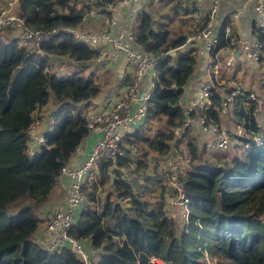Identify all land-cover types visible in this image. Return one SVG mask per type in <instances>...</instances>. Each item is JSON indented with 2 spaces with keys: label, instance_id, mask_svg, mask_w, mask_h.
Instances as JSON below:
<instances>
[{
  "label": "trees",
  "instance_id": "16d2710c",
  "mask_svg": "<svg viewBox=\"0 0 264 264\" xmlns=\"http://www.w3.org/2000/svg\"><path fill=\"white\" fill-rule=\"evenodd\" d=\"M116 1L20 0L18 13L30 28H76L84 24L85 13L108 12V3ZM200 12L199 0H157L138 14L137 43L159 57L160 77L146 124L128 135L125 154L116 164L101 165L80 222L70 232L98 252L93 264H147L150 256L162 264H208L209 257L215 264H264V143L209 151L206 140L200 145L198 133H203L197 127L191 130L193 161L184 173L189 218L182 234L168 188L151 171L174 153L175 131L186 118L185 100L191 86L202 83L196 80L206 77L197 46L183 48L187 36L206 23L205 18L195 24ZM218 23L216 50L236 35L224 34L225 25L232 23L230 15ZM256 38L264 40L261 28L256 27ZM44 51L46 58H39L11 31H0V264H83L68 247L52 250L39 242L45 225L41 212L51 202L62 168L71 165L90 133V110L79 106L94 105L106 83L94 70L85 74L100 52L69 32L44 45ZM55 57L75 68L66 74L53 72L49 60ZM237 58L240 70L246 57ZM221 60L226 64L223 56ZM248 72L256 74L254 68ZM262 79L258 88L256 79L250 81L255 86L250 88L264 89ZM232 89L215 81L209 122H219L229 132L241 124L258 129L253 105H238L235 118L226 117L222 103ZM51 102L59 108L43 134L44 143L31 155L28 130L37 108Z\"/></svg>",
  "mask_w": 264,
  "mask_h": 264
},
{
  "label": "built area",
  "instance_id": "2783aa9c",
  "mask_svg": "<svg viewBox=\"0 0 264 264\" xmlns=\"http://www.w3.org/2000/svg\"><path fill=\"white\" fill-rule=\"evenodd\" d=\"M96 1L85 0V3L95 4ZM248 1L256 2L257 27L264 32V0ZM137 2L138 0H117L108 3V12H103L105 14L115 9L119 3L129 6L130 17L124 25L119 26L110 16L107 27H87L83 24L76 28L63 26L50 30L26 26L24 19L18 13L20 0H1L0 2V31H11L12 36L17 38L29 53L39 58H46L44 45L58 40L69 32L78 42L100 52L95 57L94 63L112 65L119 62L122 57H126L132 66L131 81L119 89L115 98H107L99 109L87 112L86 119L90 130L88 136L97 134L96 144L79 164L65 165L62 168L56 183L62 178L65 179L66 199L63 203L51 206L46 211L48 218L46 217L44 235L39 239V242L52 250L68 247L83 264H93V261L96 262L99 258L97 251L88 248L70 233L80 222L79 214L87 204L88 188L98 182L100 168L105 161L116 164L125 154L124 142L128 135L140 130L146 124L149 104L160 77L159 57L137 43V17L140 12V8L136 7ZM220 8L221 0H211L206 12V23L188 35L183 45V48H187L192 44L196 46L199 44L197 54L200 58L204 57L206 61L204 66L206 77L202 83L191 90L192 92L188 93L185 100L186 118L183 125L175 131L177 141L173 157H167L161 164L151 168L153 174L168 188L173 207L184 211L183 224H186L189 218V198L185 189L184 173L193 161V152L188 144L191 130L197 127L205 135L209 151L226 150L233 146L236 148L238 145L244 149H251L255 144L264 143V107L262 106L264 93L244 86L242 88L230 80L227 83L228 81H222L215 74V69L218 72L217 68L221 67L223 62L222 56L228 65L236 64L239 56L237 51H239L254 65L255 72L262 76L264 74V40L259 38L249 40L242 37L239 19L244 6H241L238 10H233L230 14L232 23L224 27L226 36L232 32L236 35L231 36L227 47L216 50L221 40L218 29ZM98 13L102 12L92 9L85 13L84 22L88 20L89 15H98ZM215 81L233 88L225 93L222 110L228 111L231 106L236 108L238 105H253L258 129L241 124L234 131L229 132L221 123L209 122V110L213 106L211 89ZM260 106L263 109H260ZM39 116L41 117V108H37L35 121L28 130L31 137L29 146L31 155L35 153L36 147L44 143V135L38 134V127L41 124ZM147 264H162V262L158 257L150 256Z\"/></svg>",
  "mask_w": 264,
  "mask_h": 264
},
{
  "label": "crops",
  "instance_id": "0c3cea01",
  "mask_svg": "<svg viewBox=\"0 0 264 264\" xmlns=\"http://www.w3.org/2000/svg\"><path fill=\"white\" fill-rule=\"evenodd\" d=\"M150 2L151 0H138L136 7L142 10L144 8H147ZM199 2H200L201 12L198 18L195 19L194 21L196 25H200L201 22L206 18V12L208 9L206 0H199ZM255 4H256L255 1H248V0H221V8L219 11L218 21L227 17V15H230L233 12V10H238L241 6H244V10L241 13V17L239 19L241 35L243 38L253 40V34L255 33V29L257 27V22H256L257 12L255 9ZM110 16H112L117 21L119 26L126 24L130 17L129 6L119 3L116 5V8L110 11L108 14L102 12V13H98V15H93V16L89 15L88 20L84 22V24L87 27H107ZM170 16H173V14L171 13ZM163 21L165 24L169 22V20L166 19H163ZM254 24H256V26ZM198 48H199V44H197V50ZM238 54L240 55V52ZM201 60H202L201 67L203 68L205 66V63H203L205 60L204 57H201ZM241 61H242L241 64L242 67L240 69H242L243 67H248L249 69L254 68V65L249 60L242 59ZM247 62L248 65H245L247 64ZM110 69H112V71L116 75L114 77V82L110 85L111 88L109 87L110 91L112 88H114L112 92H114V96H115L118 93L119 89L126 86L129 83L128 81L132 79V66L130 65L126 57H122L119 60V62L112 64ZM245 75L246 76H244V78L242 79L243 82L242 83L237 82V83L245 85L246 77L249 76V72L247 70L245 72ZM195 86L196 85H194V87ZM250 86L254 87V85H252L251 83L247 87L250 88ZM194 87L191 86V89L189 88L190 89L189 93L192 92L191 90H193ZM107 93H109V91L104 93V95L100 96L99 98L95 99L93 106L94 108L92 107L89 110L99 109L105 103V100L107 98L105 96L107 95ZM49 105L41 108L42 125L38 130V134L43 135L45 130L51 127L52 114L55 113L54 111L56 110V106L55 107L53 106L54 108L49 109L50 107ZM97 138H98L97 134H92L88 136L85 140H83V142L79 146V150L76 151L75 155L71 160V165L75 166L84 159V157L95 146ZM172 155L173 154H171L170 157H173ZM66 194H67V185L65 179L62 178L56 183L52 193L51 202L50 204H48L44 212H46L51 206H55L60 203H63L66 199Z\"/></svg>",
  "mask_w": 264,
  "mask_h": 264
},
{
  "label": "rangeland",
  "instance_id": "374dc122",
  "mask_svg": "<svg viewBox=\"0 0 264 264\" xmlns=\"http://www.w3.org/2000/svg\"><path fill=\"white\" fill-rule=\"evenodd\" d=\"M151 2L152 3H155L156 0H151ZM210 2H211V0H206L207 5H209ZM224 55H226V54H224ZM49 64H50L49 65V68L53 72L60 73V74H64V73L66 74V73L72 71L75 68V66L72 65L70 62H67L66 60H63V59L57 58V57L50 59L49 60ZM245 65H248V62ZM110 68H111V65H107L106 63H101V62L100 63H93V65H91V68L88 69L85 74H88V72L90 70H94L95 71V76H97L99 80H103V82L106 83V84H104L105 87H103V91H102V93H101L100 96L104 95V93H106L107 91H109V93H107V95L105 97H107V98H115L114 97V92H112L114 90V88H112L111 91H110V88H111L110 85L114 82V77L116 75L112 71V69H110ZM246 70L248 71L249 68L248 67H243L242 69L238 70L237 67H236V65L234 63L228 65L227 63L225 64L224 62H222L221 67L218 66V68H217V71L218 72H216V69H215V74H217V76H219L218 78H221L222 81H228V80H230L234 84H238L240 87L244 86L246 88H248L247 86L250 84V81H253V80L256 79L257 80V83H256L255 86H256V88H258L259 87L258 83H261L263 79L260 77V74L257 73V72H255L257 75L256 74H251L249 72V76L246 77V84L245 85H241L240 83H237L238 82L237 81L238 78L239 79H243L244 76H246L245 75ZM208 72L210 73V69L208 70ZM108 80L110 81V83H108ZM203 81H204V79L203 80H200V81L199 80H196L195 83L197 84L198 82H203ZM227 83H229V81ZM258 91H262L264 93V89H258ZM49 106H50L49 109L50 108L51 109L54 108L53 107L54 106V103H51ZM77 106H79V105H77ZM93 106H94L93 104H91V105L81 104L79 106V108L81 110H88V109L92 108ZM262 106L264 107V101L262 103ZM58 108L59 107L57 106L56 107V110L54 112H56ZM235 114H236V109H235L234 106H231L228 109V112L225 113L226 117L232 118V119L235 118ZM39 118H41V117L39 116ZM41 125L42 124H40L39 126L41 127ZM40 127H38V129ZM194 129H196V127ZM194 131L195 130H193L192 134H194ZM198 132H200V131H198ZM198 134H199V137H200V140H199L200 141V145L203 146V144L205 143V140H207V138L205 137V135H201L200 133H198ZM189 137H191V136H189ZM159 164H161V163H159ZM154 166L155 165H152V167H154ZM45 210H46V208L45 209L43 208V211L41 212L42 215L45 218V225L43 227V233H44L45 226H46V220H47L46 217L48 218L47 213L44 212ZM171 210L175 212V216H176L177 221H178L179 232H180V234H182V232L184 230L183 229L184 227L182 226L183 225V222H184V218H183L184 211H182L181 209L180 210H177L174 207H172ZM207 263L208 264H215V260L213 258L209 257L208 260H207Z\"/></svg>",
  "mask_w": 264,
  "mask_h": 264
},
{
  "label": "water",
  "instance_id": "95a60500",
  "mask_svg": "<svg viewBox=\"0 0 264 264\" xmlns=\"http://www.w3.org/2000/svg\"><path fill=\"white\" fill-rule=\"evenodd\" d=\"M171 54H175L176 52L175 51H171L170 52ZM239 53V51H237V54Z\"/></svg>",
  "mask_w": 264,
  "mask_h": 264
}]
</instances>
